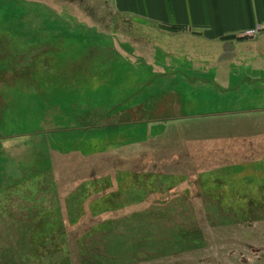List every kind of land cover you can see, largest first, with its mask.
<instances>
[{
  "label": "rangeland",
  "instance_id": "obj_1",
  "mask_svg": "<svg viewBox=\"0 0 264 264\" xmlns=\"http://www.w3.org/2000/svg\"><path fill=\"white\" fill-rule=\"evenodd\" d=\"M0 264H264V30L0 0Z\"/></svg>",
  "mask_w": 264,
  "mask_h": 264
},
{
  "label": "crops",
  "instance_id": "obj_2",
  "mask_svg": "<svg viewBox=\"0 0 264 264\" xmlns=\"http://www.w3.org/2000/svg\"><path fill=\"white\" fill-rule=\"evenodd\" d=\"M117 9L164 28L228 41L264 30V0H113ZM257 31V32H258Z\"/></svg>",
  "mask_w": 264,
  "mask_h": 264
},
{
  "label": "built area",
  "instance_id": "obj_3",
  "mask_svg": "<svg viewBox=\"0 0 264 264\" xmlns=\"http://www.w3.org/2000/svg\"><path fill=\"white\" fill-rule=\"evenodd\" d=\"M258 31V30H257ZM256 30H250L247 32V34H254L255 32H257Z\"/></svg>",
  "mask_w": 264,
  "mask_h": 264
},
{
  "label": "trees",
  "instance_id": "obj_4",
  "mask_svg": "<svg viewBox=\"0 0 264 264\" xmlns=\"http://www.w3.org/2000/svg\"><path fill=\"white\" fill-rule=\"evenodd\" d=\"M50 230H52V229H50Z\"/></svg>",
  "mask_w": 264,
  "mask_h": 264
}]
</instances>
